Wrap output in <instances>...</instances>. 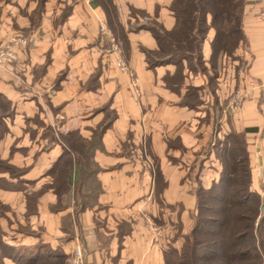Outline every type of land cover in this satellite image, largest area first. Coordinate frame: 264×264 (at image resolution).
Listing matches in <instances>:
<instances>
[{
    "label": "crops",
    "instance_id": "0c3cea01",
    "mask_svg": "<svg viewBox=\"0 0 264 264\" xmlns=\"http://www.w3.org/2000/svg\"><path fill=\"white\" fill-rule=\"evenodd\" d=\"M172 1L0 0V42L17 33L28 39L15 47L17 60L0 67L10 110L0 159L16 171L0 174V244L8 250H49L45 263L67 264L79 244L85 264H164L193 226L197 188L219 178L214 144L231 132L244 135L250 172L259 170L250 187L262 196V0H246V44L219 53L213 67L209 27L204 71L184 61L181 81L176 65L150 66L147 58L159 49L147 26L175 27ZM118 59L136 77L139 97ZM234 87L245 97L230 110Z\"/></svg>",
    "mask_w": 264,
    "mask_h": 264
},
{
    "label": "trees",
    "instance_id": "16d2710c",
    "mask_svg": "<svg viewBox=\"0 0 264 264\" xmlns=\"http://www.w3.org/2000/svg\"><path fill=\"white\" fill-rule=\"evenodd\" d=\"M245 4L246 0H173L170 10L176 20L175 27L168 31L154 22L147 26L159 46L155 54L148 52L149 65H176L174 80L180 81L184 61L189 70L204 71L201 44L209 27L215 30L211 41V65L214 67L213 60L219 53L232 56L236 48L246 44L242 29ZM112 11L114 13V9ZM208 15L209 24L206 23ZM192 93L193 90L188 94ZM0 100L7 103L6 113H0V129L5 130L2 117L10 110L1 93ZM107 125L108 122L102 123L100 132ZM254 130L256 128H246V132ZM216 143L215 154L221 163L219 178L208 188H197L193 226L179 250L169 248L164 253V264H264L262 198L250 187L251 172L244 135L231 132L220 144ZM52 253L49 250L12 252L11 248L8 250L6 245L0 244V264L6 255L20 264H47L45 262L54 257Z\"/></svg>",
    "mask_w": 264,
    "mask_h": 264
},
{
    "label": "built area",
    "instance_id": "2783aa9c",
    "mask_svg": "<svg viewBox=\"0 0 264 264\" xmlns=\"http://www.w3.org/2000/svg\"><path fill=\"white\" fill-rule=\"evenodd\" d=\"M260 20L262 22V42L264 46V0L261 1L260 9ZM100 32L106 33L108 30L100 25ZM27 43V40L24 36L20 34H13L8 37V39L0 45V66L12 64L17 60V53L15 47H23ZM116 66L123 72L128 73L130 78V86L134 96L139 97L141 94L140 86L138 81L130 68L121 60H116ZM244 93L240 89H235L227 97V107L230 110H233L239 107L243 101ZM148 163H151L148 161ZM151 166V164H150ZM67 264H85L84 254L82 248L79 244L75 245L72 251L69 254Z\"/></svg>",
    "mask_w": 264,
    "mask_h": 264
},
{
    "label": "rangeland",
    "instance_id": "374dc122",
    "mask_svg": "<svg viewBox=\"0 0 264 264\" xmlns=\"http://www.w3.org/2000/svg\"><path fill=\"white\" fill-rule=\"evenodd\" d=\"M140 17V19L142 20V21H145L146 20V16L145 15H139ZM17 34H20V35H22V36H24L25 38H26V40H27V42H28V39H27V37L22 33H17ZM2 44V42H0V45ZM26 45H27V43H26ZM25 45V46H26ZM22 47V46H21ZM24 47V46H23ZM16 51V50H15ZM9 65H11V64H8V65H4V66H0L1 68H7ZM244 66H245V64H244ZM236 88L234 87V89L233 90H235ZM232 90V91H233ZM232 91H230L229 92V94L227 95V97L231 94V92ZM227 97H226V100H227ZM244 97H245V95H244ZM244 97H243V99H244ZM6 111H7V103L4 101V100H0V113H6ZM4 134H5V130H2V129H0V140L2 139V137L4 136ZM143 146H145V144L143 145ZM145 149H143V151H144ZM2 160V162H3V164H1L0 165V174L1 173H8V174H10L11 172L9 171L10 169H12L11 171H14V172H16L15 171V169H14V167L10 164V163H8L7 162V160H4V159H1ZM146 162L148 163V161L146 160ZM148 165H149V163H148ZM153 164L151 163V166H152ZM8 168H10V169H8ZM252 170H253V172L256 174V175H258V173H259V170L257 171V167L256 166H254V165H252ZM252 170H251V172H252ZM263 171H264V168H263ZM259 177H261L262 178V181H261V183H260V186H261V189H260V192H261V194H262V196H261V198H262V206H261V209L264 211V172L263 173H261V175L259 176ZM82 248V247H81ZM82 251H83V249H82ZM83 254H84V252H83ZM84 260H85V258H84Z\"/></svg>",
    "mask_w": 264,
    "mask_h": 264
}]
</instances>
